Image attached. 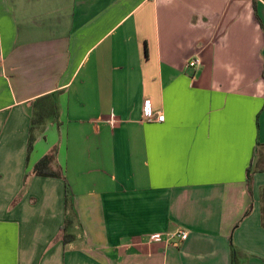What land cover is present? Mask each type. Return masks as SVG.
Here are the masks:
<instances>
[{"label":"crops","instance_id":"0c3cea01","mask_svg":"<svg viewBox=\"0 0 264 264\" xmlns=\"http://www.w3.org/2000/svg\"><path fill=\"white\" fill-rule=\"evenodd\" d=\"M263 197L264 0H0V264H264Z\"/></svg>","mask_w":264,"mask_h":264},{"label":"trees","instance_id":"16d2710c","mask_svg":"<svg viewBox=\"0 0 264 264\" xmlns=\"http://www.w3.org/2000/svg\"><path fill=\"white\" fill-rule=\"evenodd\" d=\"M47 98V97H46ZM49 98V97H48ZM52 109L46 108V110H36L35 115L32 118V124L30 129V138H29V153H31L34 149L35 143L37 141L36 132L40 129H43L44 126L50 120H58L59 116L57 113V106H52ZM56 160L57 153L56 150H53L48 155L44 156L34 167V174L42 177H60L61 174L56 171ZM250 171L248 170V175ZM248 182L251 185L250 178L248 176ZM264 202V197H263ZM249 215V212L247 213ZM67 236H65V240H67Z\"/></svg>","mask_w":264,"mask_h":264},{"label":"built area","instance_id":"2783aa9c","mask_svg":"<svg viewBox=\"0 0 264 264\" xmlns=\"http://www.w3.org/2000/svg\"><path fill=\"white\" fill-rule=\"evenodd\" d=\"M199 60H192L190 62V67H195L199 64ZM144 117L149 122H164L165 115L163 113H155L150 106V102L146 101L144 104ZM165 234L163 233H155L150 236V242H162L164 239ZM180 238L181 240H186L188 238V233L185 232L183 229H179L175 234L172 235V238Z\"/></svg>","mask_w":264,"mask_h":264}]
</instances>
